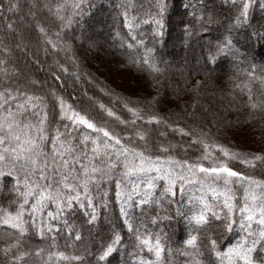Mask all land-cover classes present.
<instances>
[{
    "label": "snow or ice",
    "instance_id": "snow-or-ice-1",
    "mask_svg": "<svg viewBox=\"0 0 264 264\" xmlns=\"http://www.w3.org/2000/svg\"><path fill=\"white\" fill-rule=\"evenodd\" d=\"M231 3L236 9L233 27L250 28L253 36L264 39V26L257 32L249 23V10L254 0H231ZM84 6V0H71V3L69 0H45L39 9L45 11L41 19L36 20V12H31L36 20L35 30L43 38L44 44L54 52L69 50L71 45L68 43L66 30L76 22V17L83 14ZM18 7L17 3L9 0L6 10L12 11ZM116 7L124 8L118 15L123 16L124 26L130 34L140 24H151L153 39L162 35L167 0H154L149 5L147 20L141 19L139 12L136 16H130L129 8L135 10L133 4L125 3ZM261 7L264 8V4ZM3 10L5 6L0 4V11ZM190 15L204 25L203 11L199 17L195 12ZM137 20H140V24L136 23ZM208 22H211L210 16ZM7 27L11 29L12 25ZM53 27L57 29L55 32L52 31ZM190 27L191 25L184 24L185 36L190 34ZM228 32V35L216 43L214 49H209L204 57L205 65L215 64L221 54L231 56L236 65H245L236 67L234 75L229 79L234 88L247 93L249 118L257 119L256 113L264 114V90L254 94L250 85H264V65L240 59L246 54L233 44L231 29ZM131 38L138 48V54L128 63L138 69L147 67L150 74H162L164 69L159 65L163 61L155 58L156 49L146 47L144 40L136 39L135 35ZM133 46V43L127 44L128 48ZM139 49H142V55L139 54ZM11 51L9 47H3L4 59H0V66H5L0 67V179L11 181L5 187L14 196L9 204L14 211L3 209L0 224L10 226L15 231L0 234L3 264H54L59 259L81 260L80 256L69 257L63 251L54 250L57 247V235L51 236L49 247L53 250L47 252L46 258L44 249L37 247L33 251L28 248L25 237L30 230H34L41 238L47 237L49 233L58 234L61 220L71 233L73 226L68 224L67 213L74 207L91 209L90 212L85 211L84 215L91 217L92 221L96 220L94 193L102 198L103 203V197H107L108 193L101 189L113 181L116 187L115 199L119 204L124 226L135 233L139 251L146 250L155 257L154 261L141 259L139 264H163L161 257L165 244L161 235L153 236L147 233L146 228L141 232L140 224L134 227L131 210L138 204L146 205L150 201L160 205L175 196L177 184L183 192L186 190L185 186L193 182L200 185L202 193H210V198L201 195L198 199L188 201L191 205L188 209L190 215L180 213L178 206V214L185 215L193 225V232L201 231V225L207 228L215 220L221 221V224L218 229L212 230L213 233L219 231L222 235L236 227H239L240 233L223 250H218V238H213V235L202 240L197 234L190 233L183 244L186 249L194 251L190 253L186 250L185 255L200 256L203 255L201 249H204L217 258L218 264H264V180L255 179L230 166L231 162H237L245 168L264 167V147L258 152H245L214 141L209 142L208 133L203 129H187L181 123L171 121L170 116L154 112L146 114L138 106L139 102H136L137 106L130 107L133 103L130 97L121 96L106 84L101 87L100 83H96L99 78L91 74H85L88 81L94 84L100 94L108 97L110 102L120 103L130 114V118L117 115L113 108L87 92L81 97H72L75 106L56 94L55 85L51 92L40 95L39 88L46 81L21 83L19 69L13 75L7 73L6 66L10 63ZM36 63L39 64V61ZM55 66L64 73L68 72V67L58 61ZM50 75L54 81H61V76L56 71H52ZM80 78V75L76 76V79ZM237 80L240 83H235ZM200 85L201 81H197L191 91H197ZM49 96L53 98L51 104L48 103ZM153 101H157V97H152L145 103L151 105ZM78 108L81 110H77ZM105 114L107 118H115L123 126L119 132L109 131ZM174 115L183 119L181 113ZM184 115L191 114L185 111ZM89 116L98 118L101 124L94 123ZM53 121L55 128H52ZM153 125L156 127L153 128ZM161 126L163 131L160 130ZM169 130L201 144L204 154L193 162L187 159L174 160L171 155H167L174 150V146L164 142ZM261 132L264 134V121H261ZM133 144L140 147L130 146ZM152 151L159 154H146ZM217 152L220 156L216 155ZM201 161H208L211 166H206ZM158 182L164 184L163 190L158 187ZM156 192L160 193V199L156 198ZM103 206L107 208V204ZM237 209L238 217L235 215ZM76 238H80L78 231ZM122 240L123 237L113 230L111 241L106 246L102 245L98 253L88 254L96 255V264H102ZM168 251L171 252V249Z\"/></svg>",
    "mask_w": 264,
    "mask_h": 264
},
{
    "label": "trees",
    "instance_id": "trees-1",
    "mask_svg": "<svg viewBox=\"0 0 264 264\" xmlns=\"http://www.w3.org/2000/svg\"><path fill=\"white\" fill-rule=\"evenodd\" d=\"M6 1L0 0V4H3L5 9L7 8L9 0ZM17 1L11 0L12 3H17ZM24 3L25 1L22 0L21 7L24 6ZM69 3H71V0H69ZM84 3L83 14L76 17V22L66 31L68 33V43L71 45L70 51L71 49L74 51L82 48L74 52L77 55L75 57L79 61V66L85 74H91L93 77L99 78L98 81L103 82V87L106 84L109 88L118 91L117 93L121 96L130 97L133 101L129 105L130 107L137 106L136 102H139L138 106L146 114L154 112L166 117L170 116L171 121L179 122L181 126H185L187 129H203L208 133L209 142L214 141L230 149L245 152H258L264 147V134L261 132V121H264V114L256 113L257 119H250L248 115L249 109L247 108V93H242L240 89L234 88L233 82L229 79L234 75L236 67H244L245 65H236L231 56L221 54L217 57L215 64L205 65L204 62L202 65H190L183 72L179 69L176 70L175 67L177 64L176 60L179 57L175 49L177 46H181L180 42L182 38L187 39V36L183 34L184 24L191 25L190 33H193L198 38L202 36L206 39L198 49V52H196L195 45L188 47L186 51L190 58L195 59L198 55L204 60L209 49H214L216 43L228 35V30L231 29L233 44L242 53L246 54V56H242L240 59H246L251 64L264 65V39L253 36L250 28L244 26L233 27L232 22L235 19L236 9L231 3V0H167V11L164 15L162 35L155 39H153L152 35L153 26L151 24H140V20L136 21V23L140 24V27L134 29L130 34L128 28L124 26L123 16L118 15V13L124 11V8L116 7L117 5H124L125 3L133 4L135 10L129 8L130 16H136L137 12H139L141 19L147 20V13L150 11L149 5L154 3V0H84ZM262 4H264V0H254L249 10V23L255 27L257 32L264 26V8L261 7ZM201 11L205 14L203 26L197 22L193 15H190L195 12V15L199 17ZM3 16H5V10L0 11L1 41L3 38L2 34H4L9 25V22ZM209 16L211 17L210 23L208 22ZM100 25L102 27L99 29V32L108 37V41L103 44L104 47H108L107 51L103 50V46L100 44V46L93 47V39L87 37L93 35V32L89 30L95 27L98 28ZM82 27L83 30L86 29L87 35L82 37L83 40L81 42H76L75 34ZM56 30L53 27L52 31L55 32ZM24 31L26 39L32 40L36 44H41L42 42L40 46L46 53L54 54L59 59L60 64L68 67L62 58V52L64 50L54 52L50 46L45 45L43 38L39 36L38 32L34 31L31 24ZM141 33H143V36H141ZM61 34L63 35V32ZM133 35L136 36V39H143L146 47L156 49L155 58L158 61H162L163 57L168 55L174 59L172 63L175 69L173 67L171 69L172 71H169L161 63L159 66L164 71L162 74L157 75L155 73L150 74L147 67L138 69L134 65L129 64V60L135 59L138 54V48L131 38ZM83 42L84 46L89 47L91 45L88 50L81 44ZM90 42L91 44H89ZM57 43L59 46V41ZM128 43H133V48H128ZM121 44L124 46L121 47ZM5 46L12 50L10 63L6 66V70L7 67L9 69H19L20 74L23 75L21 83H29L26 80L27 78L41 80L39 74L36 73L34 75V72L29 73L23 63H21V61H25V58H22L14 49L16 46L14 36L9 37L5 41V45L1 46L0 59L4 57L2 49ZM46 48L47 51L45 50ZM139 54L142 55V49H139ZM101 56L103 58H115L116 61H119V65L120 60L126 63L127 68L137 78L133 83L136 85L135 90L139 89L140 93L134 91L133 95H125L119 92L120 90L117 88L111 86L107 81H104L97 74L93 65L98 63L100 60L99 57ZM75 73L76 71L69 67L68 72L65 74L73 75ZM61 74L63 75L64 72ZM197 81H201V85L197 91H191ZM53 82L59 84L60 89H63V92L56 91V94L62 96L69 104L75 106V102L72 99L75 94L72 92L71 95L69 94V90H72L73 84L66 83L67 85H64L63 79L60 82L54 80ZM235 83H240V80L235 81ZM250 86L254 94L264 90V85L253 84ZM47 92H50L48 86L45 85L39 88L40 95H44ZM152 97H157V101H153L151 105L145 103V101L151 100ZM104 99L107 100L109 98L104 97ZM52 100L53 98L49 96L48 103L51 104ZM115 106L117 115L125 119L130 118V114L122 108L121 104ZM77 110L81 109L78 108ZM185 111L191 115H184ZM175 113H181L183 119H179L174 115ZM56 117H59L58 109L56 111ZM89 118L93 119L94 123L101 124L98 118L94 116H89ZM106 119L108 121L106 126L109 131L114 133L119 132L123 127L119 125L118 121H115V118L106 117ZM55 127L56 124L53 121L52 128ZM241 132H244L248 137V142L245 143L238 138ZM153 138H155V133H153ZM167 140L165 144L170 143L174 146V150L167 155H171L174 160L183 161L187 159L193 162L204 154L201 144L193 142L179 132L172 133V136L167 135ZM178 142L182 144L187 143L188 147L182 150ZM130 146L140 147L138 144ZM89 148H91V145H89ZM146 154L156 155L159 153L152 151ZM216 155L220 156V153L217 152ZM201 162H204L206 166H211L208 161ZM230 166H233L238 171H244L246 175H251L255 179L264 180V167L262 166H257L255 169L245 168L237 162H231ZM10 183V180L0 179V217L3 216L2 210L5 208L14 211V209L9 207L10 201L14 199V196L10 195L5 187V185ZM158 187L163 190L164 184L158 182ZM185 187L186 190L181 192L179 184H177L175 196L170 197L160 205H157L154 201H150L146 205L138 204L135 209L131 210L134 227L136 224H140L142 226L141 232L146 228L147 233L153 234V236L157 234L161 235V240L165 244V251L161 257L163 264H185L186 261H188V264H218L217 258L204 249H201L203 255L196 256L190 254L186 256V250L190 253L194 250L186 249L183 242L188 238L190 233L197 234L202 240L208 235H213V238H218V250H223V248H226L236 240L240 229L236 227L231 232H225L222 235L219 231L213 233L212 230L218 229L221 224V221L213 220L207 228L201 225V231L193 232V225L189 223L185 215L178 214V206L180 213L190 215L188 209L191 205L188 201L190 199H198L201 195H206L210 198V193H202L200 185L195 182ZM101 191H107L108 195L107 197H103L102 203V198L94 193V204H96L97 213L96 220L92 221L91 217L84 215L85 211L90 212L91 209L82 210L79 207H74L67 213L68 224L73 226L71 233H69L68 227L64 226L61 220L58 234L49 233L47 237L41 238L36 235L34 230H30L25 237V245L33 251L37 247L44 249L46 258L47 252L53 250L49 247L51 244V236L57 235V247L54 250L63 251L69 257L80 256L82 259L79 261L59 259L55 260L54 264H96V255L88 258L85 255V250L90 249L92 253H98L102 245L106 246L111 241L113 230H115V232H118L123 237V240L102 264H139L141 259L154 261L155 257L151 253H148L146 250L144 252L139 251L135 233L130 232L124 226L123 218L119 212V204L115 199L116 187L114 181L106 184ZM155 195L157 199H160L159 192H156ZM104 204H107L106 209L103 206ZM220 215H223V213H220ZM235 215L237 217L239 216L238 209ZM14 231L10 226L0 224V234H11ZM77 231L80 234L79 239L76 238ZM69 242H73L74 244L70 245ZM168 249H171V252ZM0 264H3L2 253H0Z\"/></svg>",
    "mask_w": 264,
    "mask_h": 264
},
{
    "label": "rangeland",
    "instance_id": "rangeland-1",
    "mask_svg": "<svg viewBox=\"0 0 264 264\" xmlns=\"http://www.w3.org/2000/svg\"><path fill=\"white\" fill-rule=\"evenodd\" d=\"M8 1V0H7ZM6 1V2H7ZM21 1L22 0H18L17 4L19 5L18 8L13 9L12 11H7L5 9V16H3L8 22L9 25H12V28L9 29L7 28L4 32V34H2V41L3 43L0 44V50H1V46L5 45V41L11 37L14 36L15 38V42H16V46H15V50L17 51V53L23 58H25V61H21V63H23V65L25 66L26 70L29 73H33L34 75L39 74V78L41 79L36 80L33 78H27L26 80L28 82L31 81H38V82H47L46 84H43V86H48L50 92L52 89V86L55 85L56 91H61L63 92V89H60L59 84H55L53 82V79L50 75V73L52 71H56L58 75L61 76V79L64 80V85H67L66 83H72L73 87L72 90H69V94L71 95V92L73 94H75V96L77 97H81L83 96V94L85 92L88 93V95H96L98 97V99H100L102 102H104L106 105H108L109 107L113 108L114 111H117L116 106L115 105H119L120 103H116V102H110L109 99H104V96L102 94H100L98 92V90L95 88L93 83H90L87 81V76L85 75V72L82 71L81 67L79 66V61H77V56L76 55V50L79 51L80 49H76L74 51H64L62 52V58L64 60V62L68 65V68H73L74 71H76L75 74L73 75H69V74H61L63 73L61 70H59L58 66H55V63L59 60L58 58L55 57L54 54L51 53H46L44 51V49H42V47L40 46L42 44H36L34 42H32V40H28L25 38L24 36V29L26 27H28L30 24L32 25V27L34 28V31L37 32L35 30V23L36 20L41 19L44 15H45V11L39 10L41 4H43L45 2V0H23L25 1L24 6L21 7ZM21 4V5H20ZM33 5H36L35 8H33ZM31 12H36V20L33 19ZM3 18V19H4ZM102 25H100V27H95L94 29L89 30L90 32H93V35H89L87 37H91L93 39L92 41V45L93 47L96 46H103L104 43H106L108 41V37L104 34H101L99 32V29H101ZM183 34L184 30H183ZM86 29L83 30L79 29V31L75 34L76 38L75 41L76 42H81L83 39V36H86ZM40 40V39H39ZM1 41V40H0ZM41 41V40H40ZM39 41V43H40ZM181 41V40H180ZM206 41V39L204 37H196L193 33H190L187 36V39H183L180 42L181 46H177L176 47V54L179 56L176 64V70H181V72H183L188 66L190 65H202V63L205 62V60L201 59L198 55L195 57V59L190 58L188 52L186 51L188 49V47L190 45H195V49L197 50L196 52H198V49L200 48V46L202 45V43H204ZM82 45L84 44L81 43ZM91 44V42L89 43ZM100 44V45H99ZM17 45H19V47H17ZM84 46V45H83ZM91 46V45H90ZM89 46V47H90ZM88 46H84V48H87L86 50H88L89 48ZM103 50H108V47H102ZM64 53V54H63ZM82 54V53H81ZM11 55V53H10ZM176 55V56H177ZM100 60L98 61L97 64H93L96 72L98 75H100L104 81H107L109 84H111V86L117 88L118 90H120L119 92H121L122 94L125 95H133L134 91H136L137 93H140L139 89L135 90V84L133 83L135 80H137V78L135 77L134 73L130 71L129 68H127L126 63H124L123 61L120 60V65L118 64L119 61H116V59H110V58H103L102 56L99 57ZM1 59H4V57H2ZM82 60V59H81ZM173 60L169 55L163 57L162 61V65L168 69L169 71H172L171 69L174 67L173 65ZM255 60V59H253ZM36 61H39V64L36 63ZM60 63V61H58ZM2 67V66H0ZM174 67V69H175ZM115 68V70H114ZM15 70L14 68L9 69V67H7V73L9 75H13L15 74ZM61 73H60V72ZM2 75V74H0ZM21 78H22V74ZM80 75V79H76V76ZM45 80V81H44ZM73 82H72V81ZM96 83H100V86L103 87L102 83L99 82L98 80L96 81ZM42 86V87H43ZM118 92V91H116ZM86 99V98H85ZM105 100V101H103ZM122 117V116H121ZM124 118V117H122ZM153 128H155V126H152ZM160 130L163 131V127H160ZM169 136H172V132L169 130ZM176 136V135H175ZM241 140H243L245 143L249 141L248 137L245 135L244 132H241L239 134V137ZM177 139V137H176ZM183 139V138H181ZM178 140V139H177ZM184 140V139H183ZM168 141L167 137L166 140L164 142ZM178 144L181 146L182 150L187 148V143H180L178 142ZM70 245H73V242H69ZM85 255L88 258L93 257V255H89L88 253H92L90 249L85 250Z\"/></svg>",
    "mask_w": 264,
    "mask_h": 264
},
{
    "label": "bare ground",
    "instance_id": "bare-ground-1",
    "mask_svg": "<svg viewBox=\"0 0 264 264\" xmlns=\"http://www.w3.org/2000/svg\"><path fill=\"white\" fill-rule=\"evenodd\" d=\"M210 30H212V29H210Z\"/></svg>",
    "mask_w": 264,
    "mask_h": 264
}]
</instances>
